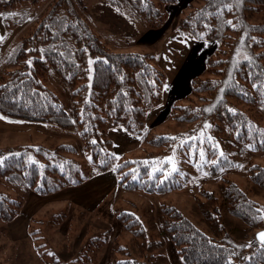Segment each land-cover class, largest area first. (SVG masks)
I'll list each match as a JSON object with an SVG mask.
<instances>
[{
  "label": "trees",
  "instance_id": "1",
  "mask_svg": "<svg viewBox=\"0 0 264 264\" xmlns=\"http://www.w3.org/2000/svg\"><path fill=\"white\" fill-rule=\"evenodd\" d=\"M42 1L0 0V10L23 2ZM106 3L148 30L164 25L168 19L165 7L176 4V0H106ZM262 12L264 0H193L182 10L184 17L177 24L183 35L191 36L196 42L207 47L217 44L216 56H220L218 60H206V72L211 77L205 80L198 77L191 82L188 102H192L193 96L199 100V106H174L172 113L183 124L204 122L196 130L207 137L204 147L213 149L205 150L208 155L202 164L210 168L207 175L210 178L219 177V168L235 157L242 162L250 153L264 152L261 124L264 118L259 114L264 115V23L253 21ZM86 15L85 0H53L39 25L6 54L0 66V114L12 120L52 124L78 132L91 166L85 168L72 158L77 150L69 145H58L53 150L26 148L0 160V183L19 187L22 193L34 189L48 193L80 184L93 174L115 166L121 176L120 185L127 190L168 194L180 189L174 183L175 176L153 170L148 161L119 163L111 152L113 142L106 138L107 127H123L152 147L163 148L170 142V138L153 134L145 125L148 111L163 101L165 76L151 64V55L116 52L107 47L93 32ZM89 57L96 59L91 79ZM47 76L58 77L72 91L76 100L72 114L45 86L42 78ZM223 134L229 138L222 139ZM228 146L234 148L231 153L225 149L224 155H219L220 148ZM213 157L218 159L211 164L208 160ZM248 171L253 187L264 192V165L252 164ZM200 196L196 204L209 233L169 205H161L156 213L154 210L147 213L148 230L135 220V214L121 217H125L126 230L137 241H145L139 245L145 252L141 257L164 248V239L146 240L148 232L160 231L178 249L184 264H228L229 261L264 264V244L256 236L249 255L244 247L239 251L232 247L222 215L226 211L246 230L256 232L264 229L261 218L264 211H257L264 208L236 182L226 178L221 179L216 190L202 189ZM23 205L22 197L13 198L0 192V223L16 219ZM112 264L149 263L127 259L114 260Z\"/></svg>",
  "mask_w": 264,
  "mask_h": 264
},
{
  "label": "rangeland",
  "instance_id": "2",
  "mask_svg": "<svg viewBox=\"0 0 264 264\" xmlns=\"http://www.w3.org/2000/svg\"><path fill=\"white\" fill-rule=\"evenodd\" d=\"M85 1L88 6L86 19L107 47L116 52L149 54L153 58L151 64L165 76L163 101L148 111L145 125L153 134L170 138V142L163 148L152 147L139 135L123 127H107L106 138L113 142L111 152L119 163L136 159L148 161L153 170H162L168 177L175 176L174 183L180 185V189L168 194L127 190L120 185L121 176L117 174L115 166L106 172L93 174L80 184L48 193L36 189L22 193L19 187L1 182L0 192L13 198L22 197L24 205L16 219L0 223V264H112L114 260L127 259L143 260L149 264H184L178 249L165 236H161L160 231L148 232L146 240L164 239V248L141 257L145 252L139 245L145 241H137L126 230L123 223L125 217H121L127 213L135 214V220L148 230L145 226L147 213L151 210L156 213L161 205H169L208 232L197 208V196L204 188L216 190L222 178L236 182L263 209L264 192L250 183L248 170L252 164L264 165V152L250 153L242 162L235 157L232 162H226L225 166L219 168V177L210 178L207 176L210 168L202 164L208 155L205 150L213 149L204 147L207 137L196 130L204 122L183 124L172 115L174 106H199L197 98L192 96V102H188V99L192 94L193 80L211 77L206 72V63L202 68V54L206 60L220 59L219 55L216 56L217 44L207 49H196L195 39L178 30L177 24L184 17L182 10L193 0H176V4L166 6L168 19L164 25L148 30L110 8L106 0ZM52 3L53 0L38 4L23 2L14 8L0 10V37L3 38L0 40V66L6 54L12 52L20 40L39 25ZM22 18L23 22L19 23ZM253 19L255 23H264V12ZM157 31L163 32L159 40H154V35L147 36L149 32ZM145 36L147 38L143 39ZM95 60L89 57L90 79ZM191 66L196 70L180 75L182 70H192ZM42 79L45 86L59 97L65 110L72 114L76 101L72 91L56 76ZM237 107L247 109L243 105ZM0 116L4 117L0 119V160L17 155L26 148L53 150L64 144L77 150L71 157L83 167L91 166L90 156L84 150V142L78 132L52 124ZM261 124L264 125V119ZM221 138L227 140L229 137L223 134ZM225 149H229L230 154L234 148H220L219 155L221 152L224 154ZM201 152L204 153L203 159ZM216 159L213 157L208 162L214 164L212 162ZM222 215L232 247L238 251L244 247L249 255L258 231L246 230L226 211Z\"/></svg>",
  "mask_w": 264,
  "mask_h": 264
},
{
  "label": "crops",
  "instance_id": "3",
  "mask_svg": "<svg viewBox=\"0 0 264 264\" xmlns=\"http://www.w3.org/2000/svg\"><path fill=\"white\" fill-rule=\"evenodd\" d=\"M189 3V2H188ZM152 33H154V34H152ZM162 33L163 32H149L148 33V35L147 36H150V35H154L155 37H153L154 38V40H159V38L161 37V35H162ZM147 37L145 36V37H143V39H146ZM196 49L198 48V49H207V46H206V44H204V43H202V42H197L196 43ZM201 55V54H200ZM200 55H199V61H200ZM203 55V65H202V68H203V66H204V63H206V58L204 57V54H202ZM205 58V59H204ZM205 60V61H204ZM197 63H198V61H197ZM197 63H196V65H197ZM196 67V66H195ZM192 70H189V71H187L186 69L183 71L182 70V72H181V74L180 75H185V74H187V73H189L190 71H193V70H196V69H194V66L192 67H190ZM181 78V77H180Z\"/></svg>",
  "mask_w": 264,
  "mask_h": 264
},
{
  "label": "snow or ice",
  "instance_id": "4",
  "mask_svg": "<svg viewBox=\"0 0 264 264\" xmlns=\"http://www.w3.org/2000/svg\"><path fill=\"white\" fill-rule=\"evenodd\" d=\"M0 15H2V14H0ZM228 23H231V21H229ZM2 39H3V38L0 37V40H2ZM28 63H31V62L29 61ZM3 87H7V86H3ZM254 87H255V85H254ZM232 111L235 112V110H232ZM0 119H4V117L0 116ZM205 127H209V126H208V125H205ZM172 139H175V138H172ZM92 143H95V141H92ZM220 155L223 156V155H224L223 152H221ZM200 156H201V159H203V158H204V153L201 152V153H200ZM170 160H171V158H170ZM170 160L167 161V162H170ZM212 163H216V161H213ZM172 170H173V171H176L175 168H173ZM257 211H258V212H261V211H264V210H259V209H258ZM261 218L264 219V216H261ZM257 235H258V239L261 240L262 243H264V232H262V233H258ZM245 259H247V258H245ZM228 264H231V261H229Z\"/></svg>",
  "mask_w": 264,
  "mask_h": 264
},
{
  "label": "water",
  "instance_id": "5",
  "mask_svg": "<svg viewBox=\"0 0 264 264\" xmlns=\"http://www.w3.org/2000/svg\"><path fill=\"white\" fill-rule=\"evenodd\" d=\"M262 232H264V229H262V230H260V231H258V232L256 233V239H257V241H258L259 243L264 244V243L261 242V240L258 239V235H257L258 233H262Z\"/></svg>",
  "mask_w": 264,
  "mask_h": 264
}]
</instances>
